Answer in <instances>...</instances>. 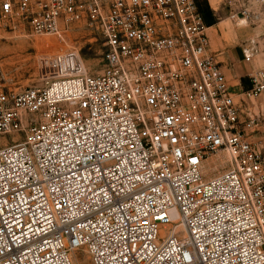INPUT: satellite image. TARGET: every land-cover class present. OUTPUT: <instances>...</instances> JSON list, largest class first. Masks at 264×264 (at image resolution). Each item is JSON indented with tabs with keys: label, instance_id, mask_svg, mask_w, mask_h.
Returning <instances> with one entry per match:
<instances>
[{
	"label": "built area",
	"instance_id": "2783aa9c",
	"mask_svg": "<svg viewBox=\"0 0 264 264\" xmlns=\"http://www.w3.org/2000/svg\"><path fill=\"white\" fill-rule=\"evenodd\" d=\"M81 22L103 71L0 89V264H264V69L237 100L199 0H0V29Z\"/></svg>",
	"mask_w": 264,
	"mask_h": 264
},
{
	"label": "rangeland",
	"instance_id": "374dc122",
	"mask_svg": "<svg viewBox=\"0 0 264 264\" xmlns=\"http://www.w3.org/2000/svg\"><path fill=\"white\" fill-rule=\"evenodd\" d=\"M227 1L212 2V6L217 9L213 16L214 23H220V33L224 34L225 42H234L240 47L244 64L246 69H250L248 73L251 75L264 69V20L245 24L234 21L230 18ZM251 10L264 13V8L259 6H254ZM253 39L258 43L260 53L247 59L242 48ZM105 50L102 35L82 22L64 29L61 35H37L33 34L29 27H21L20 30L10 27L0 29V89H25L66 73H99L105 68ZM254 104L255 111L258 110V104L264 105V94L258 101H254ZM253 136L254 140L264 139V132ZM3 142L4 139L0 138V143ZM262 147L264 148V144ZM225 166L224 163L208 164L207 175H213ZM78 259L79 264H92L85 252H79Z\"/></svg>",
	"mask_w": 264,
	"mask_h": 264
},
{
	"label": "crops",
	"instance_id": "0c3cea01",
	"mask_svg": "<svg viewBox=\"0 0 264 264\" xmlns=\"http://www.w3.org/2000/svg\"><path fill=\"white\" fill-rule=\"evenodd\" d=\"M199 4L203 12H213L210 17L213 19L217 9L208 0H199ZM220 26V23L216 22L208 25L207 32L211 38L212 51L217 54L221 61L225 62L223 65L224 72L232 86L236 99L241 100L243 91L251 85L250 73H248L250 69H246L240 47H237V44H234V42L224 41L225 37L224 34L220 33Z\"/></svg>",
	"mask_w": 264,
	"mask_h": 264
},
{
	"label": "trees",
	"instance_id": "16d2710c",
	"mask_svg": "<svg viewBox=\"0 0 264 264\" xmlns=\"http://www.w3.org/2000/svg\"><path fill=\"white\" fill-rule=\"evenodd\" d=\"M203 12V11H202ZM207 25H212L214 23V19H211L212 13L210 11L203 12Z\"/></svg>",
	"mask_w": 264,
	"mask_h": 264
},
{
	"label": "bare ground",
	"instance_id": "6f19581e",
	"mask_svg": "<svg viewBox=\"0 0 264 264\" xmlns=\"http://www.w3.org/2000/svg\"><path fill=\"white\" fill-rule=\"evenodd\" d=\"M76 261H77V262H76ZM75 262H76L77 264L80 263V260L78 259V257H75Z\"/></svg>",
	"mask_w": 264,
	"mask_h": 264
}]
</instances>
